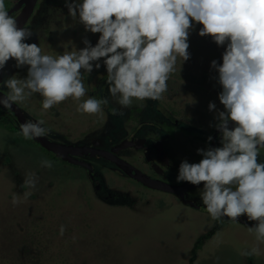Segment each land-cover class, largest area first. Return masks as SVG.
<instances>
[{
  "label": "clouds",
  "instance_id": "9594fccd",
  "mask_svg": "<svg viewBox=\"0 0 264 264\" xmlns=\"http://www.w3.org/2000/svg\"><path fill=\"white\" fill-rule=\"evenodd\" d=\"M65 5L73 20L78 18L86 32L99 38L95 46L84 38L83 48L53 57L43 54L37 43L25 42L33 35L31 29L20 27L0 0V70L9 60L17 69L27 66L25 78L12 75L0 81L8 89L0 95V105L10 109L39 94L44 111L72 98L77 112L102 115L106 98L82 99L88 92L83 73L99 70L101 60L108 92L122 108H130L133 99L158 101L168 92L178 58L182 64L190 59L194 23L202 25L199 36L226 45L222 64L212 60L210 65L222 87L218 98L224 110L217 112L215 125L221 146L197 149L203 158L182 161L176 182H203L201 200L210 217L239 223L246 215L256 222L249 232L258 244L264 243V162L259 161L264 149V0H65ZM208 108L215 110V103L209 102ZM43 123L21 124L24 138L46 136L49 130ZM41 163L52 167L51 161ZM35 185L34 178L24 180L23 186ZM12 203H20L15 195ZM242 254L259 255V247Z\"/></svg>",
  "mask_w": 264,
  "mask_h": 264
},
{
  "label": "rangeland",
  "instance_id": "374dc122",
  "mask_svg": "<svg viewBox=\"0 0 264 264\" xmlns=\"http://www.w3.org/2000/svg\"><path fill=\"white\" fill-rule=\"evenodd\" d=\"M12 1L5 0L6 8ZM49 4L53 7H46ZM41 5L29 21L33 35L26 43H37L43 54L53 57L79 49L62 48V42L73 44L92 37L95 46L99 34L89 37L85 30L78 35L70 32L73 19L65 11V1H42ZM60 16L69 19L64 29L56 24ZM201 27L194 23L190 59L182 64L178 58L163 96L170 99L184 122L202 105H216L222 91L218 72L210 65L212 60L222 64L226 45L218 46L211 36H199ZM57 34L62 37L59 43ZM104 68L93 74L101 75ZM12 75L25 78L27 66L17 69L15 61L9 60L2 79ZM42 100L33 94L17 104L27 118L43 120L56 140L66 134L75 137V127L85 128L91 121L98 130L105 123L111 125L110 131L125 125V113L112 114L117 108L103 110L102 115L81 114L77 102L69 98L44 111ZM183 111L186 114H181ZM44 160L51 161L52 167L42 166ZM104 174L112 200L104 192L97 193L86 173L54 161L19 129L12 133L0 127V264H247L242 253L256 246L260 254L253 256V264H264V243L258 244L255 235L225 225L203 240L202 235L211 229L209 215L142 191L124 178ZM26 178L35 179V188L23 186ZM14 195L20 201L16 205L12 203Z\"/></svg>",
  "mask_w": 264,
  "mask_h": 264
},
{
  "label": "flooded vegetation",
  "instance_id": "af4514ba",
  "mask_svg": "<svg viewBox=\"0 0 264 264\" xmlns=\"http://www.w3.org/2000/svg\"><path fill=\"white\" fill-rule=\"evenodd\" d=\"M17 1L18 0H13L6 9L13 6ZM42 1L53 3L65 0H37L24 27L28 28L29 21L33 17V14L42 7ZM46 7L50 8L53 6L49 4ZM48 8L47 10L45 9V13L49 12ZM65 11H68L67 7H65ZM19 12L20 9L13 12L11 15L16 18ZM56 24L59 25V29H64L63 25L69 24V19L60 16V19L56 20ZM84 30L83 25L78 22V18L77 20H73L70 28L72 34H82ZM48 33L50 34V39L53 41L54 37H51L52 33ZM84 33L91 37V32L85 31ZM61 38L60 34H57L56 39L58 43ZM91 39L89 41L93 45ZM59 44L62 45V48L68 46L74 47V49H81L85 46L83 41L74 42L73 44L71 42H62ZM100 62L102 67L103 60ZM93 72L90 75L87 72L83 73V82L88 90L85 98H106L108 103L102 105V110L109 111L110 109L117 108V110L123 111L125 113V125L118 127L117 131H110L111 125L105 123L102 128L98 130L96 129L97 127L92 125L94 123L91 121L92 124L85 128H80V126L75 127V131H77L75 137H71V134H66L60 140L52 138L50 136V131L48 132L46 137L50 140L65 145L76 146L77 152L72 155V157L87 163L90 169L84 165L61 160L48 151H45L49 153L54 161L61 163L65 167L77 169L79 173H86L93 186L94 184H99L96 190L97 193L102 195V192H104L107 194V199L109 200H112L114 196L105 188L104 173H110L111 176L124 178L132 182L142 191L151 193L156 197H162L165 200L171 201V203H178V205L181 204L200 213L209 215L206 206L203 205L201 200L203 182L199 186H194L188 182L177 183L176 177L179 173V166L182 161L187 160L189 163H198L203 158L201 155L197 154V149L207 150L209 147L221 146V135L215 127L217 123V112L224 110L220 101L216 104V109L213 111H209L208 105H202L197 114L188 116L185 122L179 119L177 109L172 107L170 99L166 97L155 102L152 100L139 101L133 99L130 108H122L108 92L106 68H104L101 75L93 74ZM1 76H3V69L1 70ZM0 87L2 86L0 85ZM181 114L184 115L186 113L183 111ZM27 119L28 121L37 122L30 118ZM14 121L16 123L15 118ZM42 126L49 130L48 125L43 123ZM229 127H234V124L230 122ZM209 136L212 137L211 141L208 140ZM101 150L104 154L98 152ZM118 160L126 162L128 164L127 166L134 168L139 172L138 174L147 177L154 182L156 186H147L129 175L118 165ZM259 161L264 162V149L260 150ZM88 173H94L93 179L90 178ZM163 185L173 186L175 190H165L161 187ZM211 220V229L202 235L203 240H208L217 230L225 225H232L250 233L248 230L249 227H254L256 224L255 221H249L246 215L238 218L239 223L233 222L227 217L219 221H215L212 218ZM251 234L255 235L254 233ZM193 246L197 248V243ZM192 251L194 252L195 249L193 248ZM245 259L247 264H253V256H245Z\"/></svg>",
  "mask_w": 264,
  "mask_h": 264
},
{
  "label": "water",
  "instance_id": "95a60500",
  "mask_svg": "<svg viewBox=\"0 0 264 264\" xmlns=\"http://www.w3.org/2000/svg\"><path fill=\"white\" fill-rule=\"evenodd\" d=\"M36 1L37 0H18L17 2H15L13 4V6H11L10 8L7 9L10 15L13 12L17 11L18 9H20L19 14L16 16L18 25L20 27H24L25 23L27 22L29 16L31 15V13L33 11V8L36 4ZM0 81H2L1 70H0ZM0 95H7V94L0 89ZM0 106H2V105H0ZM8 110L14 116V118L16 120L17 128L21 131L20 125L28 121V119L26 118L21 107L17 103H14L13 106ZM31 140H33L40 147H42L44 150L48 151L53 156L60 158L61 160H65V161L73 162L76 164L84 165L87 168H89L87 163L80 161V160H77V159L72 157V155H74L77 152L76 146L58 143V142H55L53 140H50L46 136L40 137V138H33ZM98 152L101 154H104V152L102 150L98 151ZM117 163L121 168H123L125 170V172H127L129 175H131L132 177H134L138 181L142 182L143 184H145L147 186H151V187L156 186L155 183L152 182L151 180H149L147 177H144V176H141L140 174H138L139 172L136 171L134 168L127 166L128 164L126 162H124L123 160H118ZM88 174H89L90 178L93 179L94 173H88ZM98 185L94 184L95 190H97ZM161 187L165 190H168V191H174L175 190L173 188V186L170 187L167 185H163Z\"/></svg>",
  "mask_w": 264,
  "mask_h": 264
},
{
  "label": "trees",
  "instance_id": "16d2710c",
  "mask_svg": "<svg viewBox=\"0 0 264 264\" xmlns=\"http://www.w3.org/2000/svg\"><path fill=\"white\" fill-rule=\"evenodd\" d=\"M0 127L12 133L18 131L12 113H10L7 109L2 108L1 106H0Z\"/></svg>",
  "mask_w": 264,
  "mask_h": 264
}]
</instances>
